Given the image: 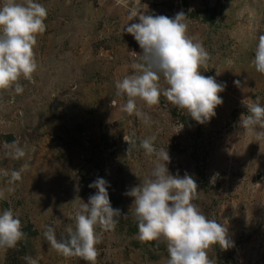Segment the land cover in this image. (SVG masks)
I'll return each mask as SVG.
<instances>
[{"label": "rangeland", "instance_id": "obj_1", "mask_svg": "<svg viewBox=\"0 0 264 264\" xmlns=\"http://www.w3.org/2000/svg\"><path fill=\"white\" fill-rule=\"evenodd\" d=\"M39 2L47 18L34 48L38 70L19 80L22 93L14 86L0 90V212L11 208L24 232L16 247L0 249V264H26L25 256L39 257V264H87L59 254L44 232L52 226L60 238L75 230V215L98 177L110 185L112 207L128 215L112 231L97 227L96 264H167V242L139 238L134 198L124 194L150 179L157 163L139 146L146 138L168 150L170 174L195 179L193 203L202 213L228 227L234 246L212 245L214 264H264V139L255 141L239 126L247 112L243 99L264 105V74L253 64L264 35V0ZM131 10L168 17L183 11L187 35L208 51L200 71L226 88L215 117L201 128L163 95L154 106L137 100L147 125L122 110L127 97L116 94V83L134 74L131 65L142 55L123 32L139 22L130 21ZM159 83L167 87L163 77ZM13 142L23 147L22 159L13 158ZM21 169V179L10 183L11 172Z\"/></svg>", "mask_w": 264, "mask_h": 264}, {"label": "clouds", "instance_id": "obj_2", "mask_svg": "<svg viewBox=\"0 0 264 264\" xmlns=\"http://www.w3.org/2000/svg\"><path fill=\"white\" fill-rule=\"evenodd\" d=\"M46 18L47 8L39 0L0 3V90L14 86L17 94L22 93L19 80L31 79L38 70L34 48L37 36L46 30ZM133 18L139 22L127 23L123 32L133 36L142 55L140 62L131 65L134 74L116 83V94L127 97L122 110L128 115L135 114L147 125L150 117L138 108L137 100L154 106L163 95L174 106L187 110L197 123L209 122L216 115L215 109L223 103L219 94L226 84L201 73L210 55L200 42H194L187 35L185 13L181 11L168 17L131 10L130 21ZM253 64L257 72L264 74V35L258 39ZM161 77L167 84L163 89L159 83ZM234 84L239 87L240 81ZM250 100L241 101L247 112L241 116L239 126L258 142L264 139V105L258 101L249 103ZM153 139L146 138L139 145L146 156H154L157 161L151 178L124 193L134 198L132 205L139 238L142 241L163 238L167 242V264H214L208 255L212 245L218 244L224 250L234 246L228 227L208 219L193 203L199 196L195 179L187 173L183 177L170 174L168 150L157 149ZM125 141L129 144L126 138ZM10 147L14 159L25 156L23 147L16 142ZM22 171H12L9 182L19 181ZM89 187L96 191L76 213L75 230L68 229V236L57 238L54 227L47 226L44 237L64 257L76 256L87 264H96V245L101 240L97 227L112 231L119 219L128 214L122 216L119 208L112 207L110 185L105 179L98 177ZM3 198L4 192L0 191V199ZM23 238L19 216L11 208L0 212V249L14 248ZM24 259L26 264H39V257L25 256Z\"/></svg>", "mask_w": 264, "mask_h": 264}, {"label": "trees", "instance_id": "obj_3", "mask_svg": "<svg viewBox=\"0 0 264 264\" xmlns=\"http://www.w3.org/2000/svg\"><path fill=\"white\" fill-rule=\"evenodd\" d=\"M192 122H194L195 125L197 124V126L201 128L202 126L201 124L197 123L195 120L194 121L192 120Z\"/></svg>", "mask_w": 264, "mask_h": 264}]
</instances>
